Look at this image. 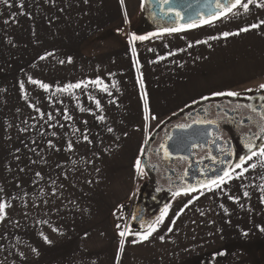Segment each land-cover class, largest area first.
Segmentation results:
<instances>
[{
	"label": "crops",
	"instance_id": "crops-1",
	"mask_svg": "<svg viewBox=\"0 0 264 264\" xmlns=\"http://www.w3.org/2000/svg\"><path fill=\"white\" fill-rule=\"evenodd\" d=\"M142 5L143 0L0 3V17H16V24L23 17L29 49L39 39L40 52L54 59L45 62L48 89L39 92L29 81H37L34 59L24 68L12 63L7 78L0 61V202L7 205L0 221L2 255L11 214L19 245L36 246V256L51 263L264 264V165L256 157L242 166L248 168L243 176L236 169L239 178L220 188L172 195L163 223L147 240L136 235L142 231L125 237L117 232L114 213L120 208L128 221L141 171L136 161L149 135L163 134L159 127L166 118L199 100L264 79V8L249 9L235 22L220 17L177 32L153 29L148 39L130 43L133 33L143 36L141 28L127 26L130 13ZM237 55L249 62L238 67ZM21 69L28 70V79L15 77ZM75 84L80 87L61 91ZM90 213L96 220H85ZM112 213L113 233L105 219ZM25 215L28 220H21Z\"/></svg>",
	"mask_w": 264,
	"mask_h": 264
},
{
	"label": "flooded vegetation",
	"instance_id": "flooded-vegetation-1",
	"mask_svg": "<svg viewBox=\"0 0 264 264\" xmlns=\"http://www.w3.org/2000/svg\"><path fill=\"white\" fill-rule=\"evenodd\" d=\"M143 11L147 17L146 25L156 28L166 25L149 13L147 5H144ZM234 93L238 95L205 99L184 113L178 124L160 137H150L151 142L145 145L146 151H143L140 162L145 176L127 212L129 231H144L146 229H141L140 221L156 218L157 214L148 210V202L154 203L162 196L166 203L176 193L198 189L202 186L201 181L216 175L219 169L235 165L240 155L247 154L243 141L251 138L257 146L264 143V132L259 127L264 125V120H261L264 116V89H240ZM192 124H211L209 141L194 144L188 156H170L166 141L172 128H186ZM257 134L261 138H256ZM253 151H256L255 147ZM229 152L231 155H228Z\"/></svg>",
	"mask_w": 264,
	"mask_h": 264
},
{
	"label": "rangeland",
	"instance_id": "rangeland-1",
	"mask_svg": "<svg viewBox=\"0 0 264 264\" xmlns=\"http://www.w3.org/2000/svg\"><path fill=\"white\" fill-rule=\"evenodd\" d=\"M244 2H246V0H244ZM259 2H260V0H257V3H259ZM252 8H256L255 5H249V9H252ZM233 13H235V14H233ZM233 13H228L226 16H220V17H234V22H235V21H239L241 19H244L246 16V13L244 12L243 8L234 9ZM145 16H146V13L143 11L142 8H141V10L139 9L138 11L130 13V20H129L130 22L129 21L127 22V26L129 27V29H130V27L133 29L134 28H136V29L141 28V32H142L141 34L143 36H149V32H151L157 26L153 27L152 25H146L147 17H145ZM15 18L16 17H0V48L3 49V51L0 50V61L3 62V65L5 67L6 78L12 74V69H11V67L13 65L12 63H20V66L22 68H24V66H27V63L29 61H33L32 59H34V61H35L34 74L37 78V81H39L40 83H43L44 78L46 77V63L45 62H46V60H48V58H50L48 60V62L53 63L54 59L53 60L51 59V55L47 56L44 53L40 52V51L44 50V46H43L44 43H41L39 39H37V40L32 39L33 44L30 47V49H34V50L36 49L37 52L35 54H31L28 52L30 50L29 49V45H30L29 31H28V29L22 28V22L20 20H22L23 17H17V24L15 22ZM19 21H20V23H19ZM35 26H33V31L37 30V23L36 22H35ZM137 32H139V31H137ZM133 35H134V33H133ZM54 41H55V43L53 45H58V43L56 42L55 39H54ZM69 43L70 42H68V44ZM242 57H245V56L242 55ZM237 59H238V67H240L244 63L249 62V58L247 60H241L239 58V55H237ZM16 72H18L17 74H19V75L16 74L15 77L16 78L20 77L21 81H23L25 78L28 79V77H29L27 69L17 70ZM237 80L238 79H236V82H238ZM263 82H264V79H260L259 82L249 81L248 83H245L242 86L230 85L229 91L240 90V87L242 89H244L248 86L250 87L248 89H251V88L260 89V86L264 84ZM25 87L26 86L23 84L20 86L22 93L27 88V87L26 88ZM40 88L41 87H39V86L37 87L38 92H39ZM221 97H224V96H217V95L211 96L210 99L221 98ZM204 100L205 99L199 100L194 105H191V106L183 109L180 113L177 114L178 115L177 118L174 117V119L171 122H168L167 124L164 121L166 119H168L169 117L166 118L162 123L163 125H161L159 127L160 128L159 131L164 129V132H165L168 130V128H170L174 125H177L178 122L180 121V117L182 115H185L184 113H187L193 106L203 102ZM6 104H8V103L6 102ZM23 104H27V103L22 102L21 103L22 108H23ZM157 132L151 133L149 135V139H150V137H155L156 135H157V137H160L161 135H158ZM149 139L147 140V142L148 141L151 142V139L150 140ZM143 151H146L145 147H144ZM140 158H142V157H140ZM139 170H141V171H139V176L137 177V180L134 183L135 194H136L137 190L139 189V187H141L143 178L145 176V173H143V171H142L141 163H140V169ZM160 182H162V181H160ZM56 183H59V182H54V187L56 186ZM72 185H73V183H72ZM163 199L164 198H162V196H160L159 198H157V200L154 203L148 202V205H147L148 210L150 212L153 211L154 214L155 213L157 214V212L160 210V208L165 205V202ZM70 210H71V206H70ZM119 210H120V208H117L116 209L117 212L114 213V215L117 218L115 221L116 226L117 225L120 226L117 229L118 233H120L121 231H125L126 228L129 229V220L126 221V223H125L124 218L120 220L119 215H122V214H121V211H119ZM88 217H89V221L96 220V214H94V213H90L89 215L85 214V216H84L85 220H87ZM6 219H7L6 220V231H5L6 237L4 240L5 245L3 247L4 254L2 255V252L0 251V264H61L60 262L51 263L50 261L45 260V256H41V255L36 256V254H35L36 246H28L25 244L19 245L18 238H16V236H15V233L17 231L15 229L16 224L13 223V215H11V214L7 215ZM105 219H106V222H107L108 227H109L108 229H110L112 231V233H113V231L116 232L115 228L114 229L111 228V226H113V213L108 216V219L105 215ZM105 219H104V215H102V219H101L102 224L104 223ZM21 220L27 221L28 215H25ZM104 231H105V229L102 230V232H104ZM108 241L111 243V239H109ZM24 242L25 241L21 240V243H24ZM0 244H1V241H0Z\"/></svg>",
	"mask_w": 264,
	"mask_h": 264
},
{
	"label": "snow or ice",
	"instance_id": "snow-or-ice-1",
	"mask_svg": "<svg viewBox=\"0 0 264 264\" xmlns=\"http://www.w3.org/2000/svg\"><path fill=\"white\" fill-rule=\"evenodd\" d=\"M168 0H165V3H167ZM0 3H7V0H0ZM249 5H255V7L257 8H264V0H260L259 3H257V0H246V2H244V0H223V3H220L219 0H217V8L220 9V12L217 14H213L211 19H206L203 20L202 22L205 24H210L212 23L213 20L218 19L220 16H226L228 13H233L234 9L237 8H243L244 12L247 13L249 11ZM143 6V5H142ZM235 14V13H233ZM178 18L183 19L182 17H179V13L176 14ZM261 23H264V21H262ZM189 27H196L198 26L195 23H190L188 25ZM259 25L253 24L251 27L252 28H256ZM183 28L182 27H177V28H171V29H164L163 31L166 32H177V31H182ZM241 31H248L247 28H242ZM150 35H156V33H151ZM225 36L231 35V33L225 32L224 33ZM148 36H135L133 35L131 37L130 43L136 41V40H146L148 39ZM151 51V49H150ZM30 83L32 84H38L39 87L47 90L48 89V85L47 84H43L40 83L39 81L36 80H32L31 78H29ZM93 83H99L98 81L93 82ZM80 85L79 84H75V85H68L66 88L61 89V91H67L68 89L71 88H79ZM262 89H264V85L260 86ZM251 91V90H249ZM214 95L217 96H237V93L234 92H227V93H215ZM262 99H264V97H262ZM97 106L99 107V103H97ZM83 111V109H82ZM155 117H153L154 119ZM261 120H264V116H261ZM260 131L264 132V125H260ZM109 131H111V129H109ZM256 138H261L259 136V134H257ZM244 143V148L247 150V154L246 155H240L238 157V163H236L235 165H231L230 162V167H226V168H222L219 169L217 171V174L212 176L211 178L205 180V181H201V185L206 188L208 191H212L214 188H220L222 184H226L228 181L234 179V178H239L238 176L234 177L233 173L235 172L236 169H241L239 176H243V174L245 172L248 171V168H244L242 167L243 165L247 164L249 161H251L254 157L258 158L261 162L262 165H264V143L260 144V145H255L253 139H248L246 141H243ZM256 148V151H253V148ZM165 155H167V153H165ZM228 155H231V152L228 153ZM222 163H224V161H222ZM136 167L139 170L140 168V161L137 160L136 161ZM249 167L252 169H255L257 167L256 164H249ZM220 172H222L223 174L221 175ZM196 190V189H193ZM179 194V193H176ZM245 196H248V193L245 192L244 193ZM261 202H264V198H261ZM6 204L3 202H0V221L4 220L5 218V208H6ZM168 205H165L164 208H162L160 210V215L158 217H156L154 220L151 221H140V226L141 229H146V231H142L140 233H136V235H139L141 237L142 240H147L149 236H151L156 230L157 227L159 226V224H162L164 221V217L167 215L168 213ZM117 227L119 228L120 226L117 225ZM169 231H171L172 229L169 228ZM129 232V230L126 228L125 231H121L119 233V235L121 237H125V235ZM45 242H49L47 240V237H44ZM161 240H163V237H161ZM135 242H139V241H135ZM123 239L121 240V246H123Z\"/></svg>",
	"mask_w": 264,
	"mask_h": 264
},
{
	"label": "water",
	"instance_id": "water-1",
	"mask_svg": "<svg viewBox=\"0 0 264 264\" xmlns=\"http://www.w3.org/2000/svg\"><path fill=\"white\" fill-rule=\"evenodd\" d=\"M223 3V0H219ZM155 19L165 22V26L155 28L163 31L171 28H187L190 23L201 24L203 20L211 19L213 14L220 12L217 0H143V7ZM179 13L180 19L177 17ZM211 124H192L186 128L174 127L166 141V150L170 156H188L190 148L196 143L206 144L211 138Z\"/></svg>",
	"mask_w": 264,
	"mask_h": 264
},
{
	"label": "trees",
	"instance_id": "trees-1",
	"mask_svg": "<svg viewBox=\"0 0 264 264\" xmlns=\"http://www.w3.org/2000/svg\"><path fill=\"white\" fill-rule=\"evenodd\" d=\"M177 114H175V115H173V116H171V117H169L168 119H166L164 122L167 124L168 122H171L173 119H174V117H176L177 118ZM120 219H122V216L120 215Z\"/></svg>",
	"mask_w": 264,
	"mask_h": 264
}]
</instances>
